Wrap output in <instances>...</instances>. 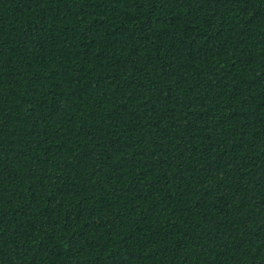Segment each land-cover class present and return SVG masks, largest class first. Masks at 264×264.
<instances>
[{
    "label": "trees",
    "instance_id": "obj_1",
    "mask_svg": "<svg viewBox=\"0 0 264 264\" xmlns=\"http://www.w3.org/2000/svg\"><path fill=\"white\" fill-rule=\"evenodd\" d=\"M0 264H264V0H0Z\"/></svg>",
    "mask_w": 264,
    "mask_h": 264
}]
</instances>
